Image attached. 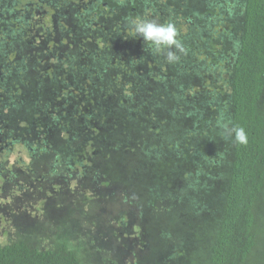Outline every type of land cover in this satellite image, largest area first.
<instances>
[{
	"label": "trees",
	"instance_id": "16d2710c",
	"mask_svg": "<svg viewBox=\"0 0 264 264\" xmlns=\"http://www.w3.org/2000/svg\"><path fill=\"white\" fill-rule=\"evenodd\" d=\"M29 11L33 18L39 13L40 29L56 34L60 47L43 48L45 42L48 44L47 35L42 37V42L33 37L31 32L36 29L32 24L31 29L25 25ZM178 19L184 25V32L175 26ZM95 29L106 31L112 39L109 45L94 46ZM46 50L49 52L44 56ZM134 51H138L140 60L136 64L126 61L127 67L123 70L109 62L110 56L123 61L126 59L118 55L135 54ZM34 53L38 57L32 61L30 57ZM6 54L24 56L29 64L23 63V73L17 69L19 66H14L16 72L0 78V86L8 83L24 86L22 97L0 95V133L5 136L2 138L27 144L25 136L33 134V128L28 126L11 133L12 126L17 129L20 121L7 122L15 111L10 108L29 110L34 116L41 112L45 115L44 125L37 124L34 116L26 120L33 119L36 126L44 127L43 131L52 130L59 137L67 136L69 131L76 134L74 148L66 156H73L74 163L81 167V175L86 173L79 157H91L90 154H99L103 149H117L111 147L109 137L124 135V129L135 132L137 127H133L145 126L150 120L153 124L167 123L161 141L170 147L160 153V161L153 166L148 179L150 186L145 185L144 196H165L162 186L169 188L170 180L174 175L179 177V173L190 182L180 191V203L174 201L170 205L173 207L165 210L166 216L169 213L165 223L155 216L149 222L147 234L152 236L149 255L154 262L264 264V0H0V56ZM191 56H198L195 58L198 63L199 58L206 59L200 63L203 67L196 77L189 71ZM154 61L161 68H153ZM119 70L121 77H116ZM33 80L41 83L40 90L31 88ZM196 82H203V90L194 102L191 88ZM133 92V98L124 99ZM81 95L92 98L90 111L84 104H76ZM29 97L30 103H26ZM169 109L171 112H167ZM104 110L111 113L107 121L97 119ZM182 113L195 116L201 122L199 129L202 125L209 129L204 131L207 135L204 140H192L198 148H191L186 142L188 131L184 128ZM72 119L76 120L70 122L73 128L65 131L63 120L69 123ZM210 120L215 129L209 126ZM111 122L114 134L107 133ZM170 126L178 131L171 134ZM41 136V141L47 143L48 136ZM58 146H50L44 155L41 151L28 153L32 158L45 157L46 164L51 161L54 172L47 171L51 180L59 175L77 179L76 173L61 169L65 158L61 157L62 149ZM211 155H215V161L210 160ZM143 156L151 163L146 153ZM203 160L211 161L215 177L221 173L225 176L212 200L214 185L208 186L204 181ZM21 166L25 172L35 175L32 181L36 178L38 181V175L42 177L40 183L46 179L45 167L38 168L33 160L23 161ZM136 169L131 170V182L137 181ZM3 170L0 178L7 168ZM9 173L15 180L21 178L14 168L6 175ZM191 175L201 177L195 179ZM92 176L98 177V173ZM94 177H85L93 187L97 185ZM108 182L117 183L113 179ZM32 183L29 182L31 186ZM196 213L201 215L202 222L194 228L190 220L196 218ZM85 230L88 228L74 235H68L66 230L57 238L46 233L54 236V240L48 244L44 241L42 247L32 245L30 237L0 243V264H87L84 252L89 232ZM202 237L207 243L200 245ZM179 243L194 246L186 245L190 251L182 255L173 248H180ZM131 251L134 255L143 252L141 246H133ZM152 258L141 262L151 259L149 264H152Z\"/></svg>",
	"mask_w": 264,
	"mask_h": 264
},
{
	"label": "rangeland",
	"instance_id": "374dc122",
	"mask_svg": "<svg viewBox=\"0 0 264 264\" xmlns=\"http://www.w3.org/2000/svg\"><path fill=\"white\" fill-rule=\"evenodd\" d=\"M29 14L30 11L26 17V20L28 21L25 25L30 28L29 26L32 24L33 29H36L31 32L33 37L38 40L40 39L41 41L42 37L47 35L48 44L45 42L43 48L46 46L51 49L54 45L60 47L59 41L55 40L56 34L50 35L52 32L45 33L44 28L40 29L39 24L41 19L39 17V13L35 15V18H33L34 16H29ZM178 20L179 21H177L175 26H180V30L184 32V25L180 23L182 22L180 19ZM108 28L111 30L110 26ZM94 32L96 35L93 40L94 46H99L100 44H103L104 46L109 45V42L112 39L108 37L109 35L105 33L106 31H103V29H95ZM109 32L114 35L113 31ZM126 32L127 29L123 30L124 36H126ZM176 34L179 36L180 31ZM39 48L41 50V47ZM33 50L36 49L33 48ZM48 52L49 51L46 50L44 52V56L45 53ZM134 53L135 54L122 53L118 55L123 56V59H126L123 61H119L116 56H110L109 62L112 66H116V69L123 70V68L127 67L126 61L135 62L136 64L140 60L141 56H139L138 51H134ZM13 56H9V54H6V56H0L1 80L5 77V74L16 72V68H14V66H19L17 69L19 68L23 73L25 69L23 63L25 62V65L29 64L28 60L24 59V56H18L17 54ZM130 56L131 58L128 59ZM34 57H38L36 56V53L31 55L30 59L35 61ZM196 57L198 56L189 57L191 60L190 64L192 63L189 66V71L194 73L195 77L199 76L202 70L201 67L203 66H201L200 63L206 62L205 58H199L200 60L198 61H200V63H198L195 59ZM154 62L155 64L153 65V68H161V66H159V62ZM84 67H86V62H84ZM189 67H186L185 69L188 70ZM144 68L145 67H143V69ZM206 68L210 70L208 66H206ZM120 70L116 71V77L121 75L119 74ZM207 74L209 78L210 73L207 72ZM33 81L34 82L31 88L40 90L42 86L41 83H35V80ZM1 82L4 83V81ZM202 83L196 82L191 88L194 92V102H196V97H200L199 92L203 90ZM215 83H217V81ZM4 85L5 84L0 86V95L9 93L12 97L13 95L22 97L24 86L21 83L17 85H13L11 83H8V86ZM207 86H209L208 83H206V87ZM131 96L134 97V92L131 93L130 97L124 96V99L133 98ZM70 99H72V96H70ZM76 99L79 100V98ZM30 100L31 97L27 98L26 103H30ZM91 100L92 98L90 97L86 98L82 96V99L76 104H84L87 111H90L92 106ZM104 100H106V97H104L103 101ZM122 100L123 99H121V101ZM200 105L201 104L198 106ZM18 106L22 107L21 104H18ZM19 109V107L9 109L15 111L12 114L13 117L8 114L9 119L7 122L10 124L20 121L17 124V129L15 125L12 126L11 133L14 134L18 130L20 132L21 128L23 129L24 126H28L33 128V134H30L29 137L24 135L29 143L23 144V142H9L8 140L3 139L2 137L5 136L0 133V164H2L0 166V168H2L0 169V173L4 172L3 167L7 168L5 173L1 175L0 178V243L7 242L16 237H30L29 239L32 245L42 247L44 246V241L47 240L48 244L52 237L54 238V236L50 237L46 235V233H50L52 235L55 234L57 238L58 235L65 233L66 230L68 235H74L75 232L82 234L84 231L81 230H83V228H88V230H85L86 232H89L86 237V248L88 247V249L85 248L84 252L87 257V264H139L141 259H146L147 257L152 258V256L149 255L152 236L150 233H148L149 236L147 234L149 230V222L154 218L153 216H155L161 223H165L166 217L169 216V213L167 216L165 215V210L173 207L170 205H174L175 202H177V204L180 203L178 200L179 197H181L180 191L183 189L184 185L190 182L186 176H182V174L179 173V177L174 175L170 180L172 184H169V188L166 189V186H162L165 190V196L160 198H155V196L152 195H150L149 198L144 196L146 195L147 189L145 185L147 184L150 186L148 179L152 173L153 166L160 161V153L164 151L167 152L170 147L169 144L161 141L166 133L167 123L158 122L153 124L152 120H150L145 124V126L140 124L133 127H137V131L134 129L135 132H130L131 130L128 131L124 129L122 133L128 135V139L125 134L121 135L119 133L117 137H109L107 139V141L112 142L111 147L117 149H107L105 151L103 149L102 152H99V154L96 152L90 154L91 157H79L78 160L84 164L83 169L87 176H91V179H93L94 176H92V174L98 173V177H94L97 181V185L93 187L89 182V179L85 180L86 175L80 174L81 167L80 165H76L74 163V160L72 159L73 156H66L68 154L67 151L71 152V149L74 148L75 139L73 137H76V134L69 131L67 136L59 137L55 135L52 130L45 132L43 131L44 127L36 126L33 119L26 120L27 118L34 116L33 113L29 110L21 111ZM1 112H3V109ZM167 112H171V110L169 109ZM165 115L166 114H164V116ZM44 116L45 115L41 112L37 113V115L34 116L36 118V123L44 125ZM110 117V111L104 110L98 114L97 119L107 121ZM182 120H185L183 121L184 128L188 131L186 138L187 144L191 148H198L192 140L198 139V142L200 140H204L207 136L204 131L209 129H207L206 125H202L199 129L198 127L201 126V122L196 119L195 116H185L182 113ZM63 122L62 127L66 131L73 128L70 127V122L75 123L76 120L72 119L69 123L63 120ZM113 124L114 123L112 122L110 123V129L107 133L114 134L112 133L114 132L112 130H115L113 129ZM180 126L182 127V125ZM209 126H212L211 120ZM168 129L171 134H173V131H178V129H174L171 126ZM212 129H215V127L212 126ZM43 133L45 136H48L47 143L43 142V139L41 141V134L44 135ZM137 138H139L138 142L137 140L135 141ZM22 140H24V137H22ZM52 145H59L58 147L62 149L61 157L65 159L61 169L63 171L67 170L68 173H76L77 179H75L76 176L74 179H69L66 177L62 178L59 175L58 178L51 180L50 173L47 172H54L53 166L50 164L51 161L46 164L48 160L45 157L32 158L33 156L28 153H38L41 151V154H43L48 152V149ZM211 145L212 144H208V148L211 147ZM215 147H217V141H215ZM181 150L185 152L186 149L181 146ZM144 153L148 155L152 165L143 156ZM209 158L211 161L212 159L215 161V155H211ZM32 160L38 168L45 167L43 172L46 175V179L43 178L41 183L40 178L42 177H39L38 175V181L37 178L32 181L35 175H31L22 169L21 164L23 161L30 163ZM15 161L17 163H15ZM211 161H208V164L203 160L205 165L203 164L201 167V172L206 174L204 178L205 183H209L208 186L214 185L210 200L214 199L215 189L220 190L225 180L224 173H221L218 178L215 177V169L211 168ZM146 162L147 164H145ZM45 164L46 166H44ZM141 164L145 166H141ZM220 164L221 162L219 165ZM95 166L97 169H95ZM134 167L137 168L135 171V178L137 181L131 182V170ZM13 168L14 172L21 176L20 179L15 180L11 173L6 175L9 170L12 171ZM35 171L36 173H40L41 170L35 168ZM188 171L190 172L192 170L189 169ZM191 176L195 179L201 177L200 175ZM109 179H113L117 183H109ZM215 181L217 182L215 183ZM29 182H33L32 186ZM107 182L108 184H106ZM196 214V218L190 220L192 221L193 226H195L194 228H196V226L198 227V224H201L202 222L201 215L199 213ZM184 220L185 218H183V221ZM194 228L193 230H196ZM37 234H39V237L36 236ZM92 241H94L95 244L92 243ZM168 241H171L170 238ZM203 242L207 243L202 237L200 245ZM186 245L190 246L192 244L185 243L182 245L181 243L180 245L179 243L180 248L174 246L173 248L181 251L182 255H185L190 251ZM133 246H141L143 252L140 251L141 254L139 253V255H134L131 251ZM182 246H185V248ZM107 250L110 251L109 253L111 256L108 255ZM145 254L146 256H142ZM181 258L182 256L179 257V259ZM153 259L154 258H152V260ZM150 260L151 259L147 260V262L142 261L141 263L149 264L151 263ZM152 264L158 263L153 260ZM197 264H202V262L200 263L199 261Z\"/></svg>",
	"mask_w": 264,
	"mask_h": 264
}]
</instances>
